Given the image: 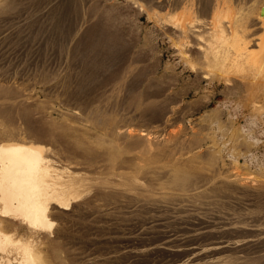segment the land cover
<instances>
[{"label": "rangeland", "instance_id": "rangeland-1", "mask_svg": "<svg viewBox=\"0 0 264 264\" xmlns=\"http://www.w3.org/2000/svg\"><path fill=\"white\" fill-rule=\"evenodd\" d=\"M262 8L0 0V143L42 145L49 221L0 200V264H264V49L234 45L258 50Z\"/></svg>", "mask_w": 264, "mask_h": 264}, {"label": "bare ground", "instance_id": "bare-ground-1", "mask_svg": "<svg viewBox=\"0 0 264 264\" xmlns=\"http://www.w3.org/2000/svg\"><path fill=\"white\" fill-rule=\"evenodd\" d=\"M221 4L222 3L219 1L218 5L214 6L211 21L212 31H214V35L216 34V37L225 39V27H221V22L222 17H228L230 22V25H228L231 27L230 33L236 36L238 34V31L233 24L235 21H237V19H235L234 15H232V12L229 8L225 9L224 7H221ZM182 13L183 11L181 13L175 14L174 19H176L175 22L177 24L185 28L186 24L185 19L181 17ZM260 17L261 22L264 24V12L261 13ZM245 39L246 38H242L241 42H235V48L237 52L239 51V54H246L247 57L254 61L256 63L255 65H257V63L260 62V58L257 56L260 50L264 49V34L258 39V41H254V44L257 46L258 50H252L253 48L248 45V42ZM238 53H235V55ZM262 63L263 61H261V64ZM147 134H149V132L140 130L138 133V138H141V136H145ZM129 136H131V140L134 137L132 134ZM16 140L17 139H15V141L0 143V200L4 203L6 212H11L15 215L22 216L23 219L32 226L46 227L47 225H49V221L45 214L46 209L44 205L39 204L38 200H40L41 198L37 199V195H39L40 190L42 189H39V180L45 176V170L47 167V163L46 161H44V156L42 155V145L37 142H25L23 140ZM39 140L40 138H37V141ZM185 177L187 176L177 173L174 174L173 179L171 178V181L173 180L172 182L177 183ZM245 180V183H243L242 185L244 187L250 188V185L247 183V178ZM230 181L237 183L239 182L237 179H235V177ZM155 196L156 197L150 198V200H157V198L161 196V193H155ZM1 234L3 233L0 231V235ZM0 244L2 246L4 244L1 243V239Z\"/></svg>", "mask_w": 264, "mask_h": 264}, {"label": "water", "instance_id": "water-1", "mask_svg": "<svg viewBox=\"0 0 264 264\" xmlns=\"http://www.w3.org/2000/svg\"><path fill=\"white\" fill-rule=\"evenodd\" d=\"M264 12V9L262 8V13Z\"/></svg>", "mask_w": 264, "mask_h": 264}]
</instances>
